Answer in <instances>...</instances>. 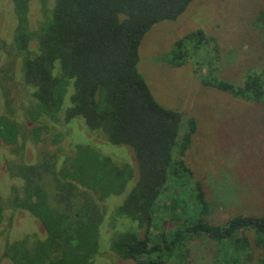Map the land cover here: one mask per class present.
I'll return each instance as SVG.
<instances>
[{
	"label": "trees",
	"instance_id": "obj_1",
	"mask_svg": "<svg viewBox=\"0 0 264 264\" xmlns=\"http://www.w3.org/2000/svg\"><path fill=\"white\" fill-rule=\"evenodd\" d=\"M11 1L16 24L10 52L29 91L21 113L31 126L28 135L6 98L0 140L20 153L22 138L38 142L48 124L80 117L95 135L129 146L137 175L110 222L124 217L137 225L112 234L110 249L120 259L168 264L173 258L182 264L188 241L204 237L214 243L213 264H264V215L237 214L219 224L204 219L208 203L200 182L194 181L190 190L184 187L192 170L182 154L196 129L195 119L187 120L181 135L182 115L155 99L137 68L143 35L157 22L175 20L192 0H36L44 15L36 29L29 22L34 0ZM210 41L214 39L201 29L193 30L175 41L167 60L181 65ZM205 75L204 85L264 104L259 75L246 76L237 86L219 78L210 60ZM71 81L70 103L60 114ZM6 166L20 184L6 198L0 195V224L6 207L22 209L39 220L44 234L7 242L3 257L10 264H94L106 215L103 202L125 191L135 177L132 165L89 144H76L67 154L57 147L34 163L19 157ZM170 182L175 184L170 206L174 218L177 209L181 212V222L152 240L157 201ZM178 189L189 202L176 194ZM254 248L262 251L258 258Z\"/></svg>",
	"mask_w": 264,
	"mask_h": 264
},
{
	"label": "rangeland",
	"instance_id": "obj_2",
	"mask_svg": "<svg viewBox=\"0 0 264 264\" xmlns=\"http://www.w3.org/2000/svg\"><path fill=\"white\" fill-rule=\"evenodd\" d=\"M52 1L49 0V4ZM12 4L11 0H0V38L4 40L15 26ZM43 18L39 3L32 1L31 28L36 29ZM196 29H201L214 41L194 52L192 58L181 65L169 62L167 56L175 41ZM138 54L137 68L155 99L182 115L181 135L186 131L187 120L195 119L196 129L182 154L185 164L192 170V180L188 178L184 187L190 190L194 181L200 182L208 203L204 219L219 224L237 214L264 215V104L232 96L201 82L209 60L219 78L237 86L249 75L256 74L264 79V0H192L175 20L152 25L140 41ZM3 59L0 54V64ZM18 67L16 64L15 69ZM14 79L10 83L6 78L0 83V112L6 110V98L12 101L17 112L27 103L29 91L21 84L19 74L15 73ZM72 91L71 81L60 114L69 105ZM17 119L24 122L25 129L31 126L18 114ZM48 126L38 142H19V145L24 144L26 162L34 163L42 152L57 147L62 154H67L76 144H89L119 162H129L134 168L135 177L125 191L103 202L106 215L99 227V251L94 264H137L132 259H120L110 249L112 234L137 225L124 217L110 222L112 211L123 201L137 175L132 149L95 135L80 117ZM19 154L21 152H16L14 146L0 140V195L4 198L12 185L20 184V179L12 176L5 166ZM167 186L157 201V223L151 232L152 240L169 233L181 222L178 218L181 212L177 209V218H174L176 213H172L170 206L175 184L170 182ZM181 191L178 189L176 194L189 202L187 194H179ZM33 233L44 234L38 219L23 210L13 211L6 207L0 225V264H9L2 257L7 241L20 240ZM143 233V229L139 231L141 237ZM213 244L204 237L189 240L182 264H213ZM254 252L258 258L262 251L254 248ZM168 264L178 263L172 258Z\"/></svg>",
	"mask_w": 264,
	"mask_h": 264
},
{
	"label": "flooded vegetation",
	"instance_id": "obj_3",
	"mask_svg": "<svg viewBox=\"0 0 264 264\" xmlns=\"http://www.w3.org/2000/svg\"><path fill=\"white\" fill-rule=\"evenodd\" d=\"M13 16H14V13H13ZM14 22H15V24H16V21H15V16H14ZM14 28H15V26L13 27V30H14ZM13 30L11 31V33H10V36L8 37L7 36V39H3V38H0V54H1V57H3L4 59L2 60V63L0 64V83H1V81L3 80L4 81V79H9V82L11 83V81L13 82V80L15 81V79H14V77H15V73H17V74H19L20 75V70H19V67H18V69L16 70L15 69V67H16V64H18V66H19V62H17V61H15V57H14V55H13V53L12 52H10V49H11V43H12V35H13ZM1 85V84H0ZM6 98V97H5ZM7 99H9V98H7ZM9 101L12 103V101L9 99ZM5 103V102H4ZM25 104V103H24ZM5 105V104H4ZM12 105H13V103H12ZM23 106V105H22ZM21 106V107H22ZM13 107H14V105H13ZM21 107H20V109H18V111L19 112H17V110L15 111L13 108H12V110L14 111V116H15V118H16V120L17 121H19V122H21V123H23V125L25 126V124H24V122L23 121H20V120H18L17 119V114L18 115H20L22 118H23V120L24 121H26L25 119H24V117L22 116V113H21ZM5 108H6V106H5ZM5 111H7V108H6V110ZM5 111H2V112H5ZM25 129V128H24ZM26 133L28 134V129H26ZM29 135V134H28ZM42 136V134L40 135V137ZM29 137V136H28ZM41 139V138H40ZM26 141H32L30 138H22L21 139V142H26ZM33 142V141H32ZM35 143V142H34ZM6 145V144H5ZM24 145V144H23ZM23 145L21 144L20 146L22 147V149H21V154H19L18 155V157H16L15 159H13V160H16V159H18L19 157H21L24 161H25V159H24V153H23ZM43 151V150H42ZM43 153V152H42ZM42 155V154H41ZM41 155L39 156V157H37L36 158V160L37 159H39L40 157H41ZM7 165V163L5 164V166ZM6 169H7V166H6ZM8 171V170H7ZM13 186H15V185H12L11 186V188L13 187ZM11 188H10V190H11ZM9 195H10V193H9ZM10 208V207H9ZM11 209V208H10ZM11 210H22V209H11ZM24 211V210H23ZM26 212V211H25ZM1 225V224H0ZM38 235L39 236H43L42 234H39L38 233ZM8 242V241H7ZM2 257H3V254H2ZM4 258V257H3ZM4 259H6V258H4ZM7 260V259H6ZM8 261V260H7ZM9 262V261H8ZM10 264V263H9Z\"/></svg>",
	"mask_w": 264,
	"mask_h": 264
}]
</instances>
